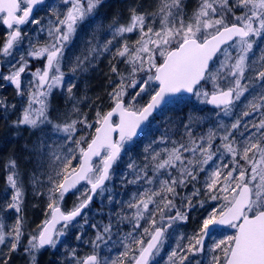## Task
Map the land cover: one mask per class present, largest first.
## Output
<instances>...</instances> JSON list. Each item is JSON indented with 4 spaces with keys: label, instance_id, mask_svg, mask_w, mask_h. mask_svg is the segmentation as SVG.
I'll return each mask as SVG.
<instances>
[{
    "label": "snow or ice",
    "instance_id": "snow-or-ice-1",
    "mask_svg": "<svg viewBox=\"0 0 264 264\" xmlns=\"http://www.w3.org/2000/svg\"><path fill=\"white\" fill-rule=\"evenodd\" d=\"M44 2L0 0V22L10 30L3 46L5 56L11 55L14 47L22 42L21 26L29 21L40 24L33 17V11ZM63 3L69 5L63 12L52 9L56 19L55 22L49 21L47 35L50 42L44 47H34L29 52L30 56L46 58V67L33 73L38 78L37 87L28 93L27 108L16 121V127L26 125L36 128L42 123H52L48 116V98L54 88L65 86V73L62 71L65 50L78 25L93 13L101 0H86V3L84 0H63ZM234 6L243 10L241 15L232 12L233 6L229 0H201L190 21L185 22L178 14L174 16L172 11L173 8H181L180 0H165L160 9L158 30L148 26L145 31V16L137 14L135 10L130 23L116 27L114 38L116 35L139 32L136 46L130 47L124 41L114 54L130 66V77H125L113 66L111 71L119 77V83L109 93L112 105L109 110H97L92 121L82 114L80 119L53 125L75 147L69 148L67 154H52L60 166L54 177H48L51 184L48 188V218L39 226L38 234L31 236L29 251H39L45 246L55 248L59 243L58 238L64 236V230L81 216L93 196L98 191L101 196L110 191L107 182L115 175L113 166L121 159L125 145L138 136L142 131L141 126L154 112L170 104L182 103L189 95L220 109L224 116H231L236 103L249 93L252 98L247 100L245 110L231 123V130L225 128V133L219 137L222 143L215 149L216 133L212 129H209L207 137H200L199 143L191 137V132H187V144L173 141L170 148L152 149L150 152L151 145L145 148V152L149 153L146 159L149 160L152 176L148 175L149 164L137 166L134 161L129 162L128 168L133 178L129 179L127 174L121 173L122 180L133 185L143 180L147 187L141 185L142 190L137 189L126 202L130 214L124 213L123 209L116 214L118 223L127 222L131 225V230L121 238L123 251L115 259H102L95 251L101 243L107 244L111 239L110 221L102 232H97L93 241V254L79 264H153L154 258L163 249L168 230L176 223L188 221V212L196 207L192 197L200 195V189L194 184L190 195L181 196L177 189L197 181L199 173L205 172L206 166L214 160L217 163L206 173L204 187L208 200L219 203L206 210L193 234L187 237L180 234L179 241L187 239V244L177 242L168 255L167 264H185L186 261L188 264H201L197 257L205 253V240L210 239L214 229L221 226L234 231L214 240L209 249V264H264V47L259 49L258 59L253 52L258 41L264 43V0H235ZM228 13H231V20L228 19ZM111 43V40L107 41L104 51L108 50ZM86 60L87 57H77L75 62H69L70 72L74 75L78 69L86 71ZM214 61L219 67L214 66ZM25 66V63H21L10 75L3 77L15 86L21 96L25 95L21 81ZM140 72L145 73V76L137 79ZM246 73L252 75L246 76ZM246 79L248 83H243ZM254 81L259 82L258 87ZM209 83L211 92L205 90ZM74 87V83L67 86L70 95ZM129 87L137 91L125 103L124 97ZM142 94L147 95L148 100L143 105H137L136 97ZM2 104L3 101H0ZM34 105L39 107L34 108ZM73 110L78 111V108L74 107ZM257 112L260 115L259 123L255 120L245 122L243 127L250 134L245 137L244 132H240L242 139L237 141L233 131L241 127L242 117ZM249 123L251 129H255L254 132L249 128ZM78 124L83 126L82 130L77 128ZM220 127H225L223 122ZM78 130L82 134L73 139ZM160 142L167 144L168 140L162 136ZM76 152L80 159L77 161L78 166L72 167ZM185 153L192 155L187 157ZM225 155L230 159L225 161ZM94 158H98L97 163H93ZM10 167L12 172L7 176V183L14 192L7 207L19 213L23 192L18 184L15 161L11 162ZM81 181L90 185L85 190V198L70 210H62L60 204L65 194ZM177 197L181 200L179 207L176 204ZM197 204L204 208L205 201L201 199ZM22 235L20 219L7 234L3 223H0V245L5 244L6 236L11 237L10 251L16 250ZM190 256L192 260H189ZM35 259L32 256L33 264ZM3 264H7V260Z\"/></svg>",
    "mask_w": 264,
    "mask_h": 264
},
{
    "label": "rangeland",
    "instance_id": "rangeland-1",
    "mask_svg": "<svg viewBox=\"0 0 264 264\" xmlns=\"http://www.w3.org/2000/svg\"><path fill=\"white\" fill-rule=\"evenodd\" d=\"M84 2L86 3V0H84ZM149 2L151 3V8L144 6L142 0H101V3L94 9L93 13L78 25L77 31L64 53L65 62L62 65V71L65 73V86L62 88H54L48 98V116L52 123H42L36 128H31L26 125L16 127V121L22 117L23 110L27 108V101L29 98L28 93L35 90L37 87L38 78L35 77L33 73L37 70H43L46 67V58L30 56L29 52L34 47H44L50 42V38L47 35L49 21L55 22L56 19L52 14V9L55 8L58 12H63L69 7V5H65L63 0H46L45 4L38 9L39 11L35 17V19L40 21V24H33L29 21V23L23 25L21 27L23 36L22 42L14 47L11 55L7 56L3 54V46L7 40L9 29H5L2 22H0V61L4 69V73L0 79V101H3V104L0 105V126L7 127V129L4 128L3 130L4 136H7L6 139H11V136H8L7 131H9L11 126H14L18 130L13 131L12 137L23 135L27 136L28 140L18 142V145L16 144L17 147L13 150L11 147H14L15 144H10V142L6 141L5 145L8 146L7 148L5 146V152L0 153V174H2V176L6 175L4 177L5 184L3 185L0 181V223H3L6 234L11 232L13 225H15L18 219L21 220L23 228V235L15 251L9 250L11 237L6 236L5 244L0 245V264H3L5 260H7V264H33L32 256H35L36 258L35 264H79V262H82L87 256L93 254V241H95L97 232H94L90 227H86L90 224V221H97L99 214L92 209L87 210L79 220L70 224L69 227L64 230L65 235L58 238L60 243L63 238H66L71 234L79 233L77 236L80 237V234L85 233V245L91 250V254H86L80 251L81 248L77 246L75 247L73 254L70 255L69 253H66L63 255L64 253L61 252L62 247H60L59 243L55 248H42L39 251L28 250V242L31 236L38 234L40 231L39 226L42 225L46 218H48L46 217V213L49 212V209L47 208L49 203L48 188L51 186L48 177L49 175L54 177L55 171L60 166V162L55 160L52 154H67L69 148L75 147L74 144L68 143L64 134L57 132L53 128V125L63 124L65 122H71V120L82 118V114H84L83 109H88L89 111L92 110L91 112H93V116L87 115L89 121L95 119V113L97 110L103 112V109L106 108V105L110 100L109 93L113 90L114 86L119 83V77L116 73L111 71L112 67L115 66L117 71L125 77H130V66L119 56H114V54L116 53L117 48L122 46L124 41H127L130 47H134L136 46V39L139 38L138 30L133 33H125L123 36L116 35L114 38L113 34L115 33V29L117 26L130 23L132 12L135 10L137 14L145 16V31H147L148 26H151L154 30H158L160 28L161 19V13L158 8L161 9L165 0H149ZM180 2L181 8H173V14L174 16L178 14V16L182 17L185 22H189L191 18L188 19V17H192L198 10L201 0H180ZM229 4L233 6L232 12L236 15L242 14L243 10L234 6L235 0H229ZM228 19H232L231 13H228ZM41 28L44 30L41 31ZM109 40H111L112 43L108 45V50L104 51V47ZM261 47H264V43L260 41L254 46L253 52L257 59L260 55L259 49ZM92 49H95V51L93 52ZM233 55H235V52H233ZM252 55L253 54H250V56ZM21 56L24 57L23 61H21ZM77 57H87V60L84 63L86 71L78 69L73 75L69 69V62H75ZM21 63L26 64L25 71L21 74L22 88L25 92V95L23 96L18 94L13 84L3 79L4 76L10 75L12 71L16 70ZM214 66L219 67V64L214 62ZM256 66L259 67V64ZM250 75H252V73H246V76ZM144 76L145 73L140 72L137 74L136 78L139 79ZM127 82L128 81L126 80L125 83ZM72 83L75 84V87L73 88V93L70 95L67 92V86ZM220 83L223 84L224 81H220ZM243 83H248V80L246 79ZM254 84L258 87L259 82L254 81ZM205 90L209 92L212 91L210 83L206 85ZM136 91L137 89L131 87L127 89L128 94L124 97L125 103H128L129 98L132 97ZM252 91L254 92L255 89H252ZM251 98V95L246 93L245 97H242L241 100L236 103V109L231 116H224L221 110L209 108L207 104L202 103L195 96L191 103L182 102L175 104L176 106L173 107L171 112L174 116L172 119L173 123L171 128L166 132L169 145L172 147L173 141L180 144L181 140H183L185 144L189 143V137L186 134L187 132H191V137L196 139L197 143H199L200 137H207L209 129H212L216 133L213 144V149H215L222 143L219 137L225 133V128L231 130V123H233L234 119L240 116L242 111L245 110L247 100H250ZM106 99L108 100L106 101ZM146 100H148V96L142 94L141 97H136V104L143 105L146 103ZM95 104L99 106L98 109L95 108ZM197 104H205V106L208 107V110L202 112L203 118L199 121H197L199 118L198 112L193 110V106ZM13 105L18 107V110L17 114L12 118L11 115L15 108ZM188 105L190 107L189 110H187L189 113H187L186 116L181 117L180 111ZM38 107L39 105H34V108ZM74 107L78 108V111H74ZM259 119L260 115L258 112L253 113L248 117H242L241 127L233 131V137L239 141L242 139L239 135L240 132H244L245 137L249 135L250 132L245 131L243 124L245 122H251L252 120L259 123ZM221 122H223L225 127H220ZM185 125H187V127H185ZM77 128L82 130L83 126L78 124ZM249 128L251 129V123H249ZM24 131L27 133H24ZM251 131L254 132L255 129H251ZM81 134L82 131L78 130L73 139L78 138ZM233 137H230V139ZM25 143L29 144V146ZM222 151L223 149H221V152ZM191 155V153H185V156L187 157H191ZM79 159V153L76 152V160L72 161V167L78 166L77 161ZM224 159L227 161L230 157L225 155ZM12 161H15L16 163L15 171L19 175L18 184L23 192L21 211L19 213H17L15 209L7 207V205L11 203V196L14 192L7 183V176L12 172L10 167ZM124 163L125 162L121 160L119 162L120 167L117 165L116 169L114 168L115 170H113V172L115 175L110 181L113 185L115 180H122L121 173H126V170L124 169L126 166H123ZM215 163H217L216 160L210 162L209 165L206 166L205 172L199 173L197 181L189 182L191 187L188 186V183L184 189L180 190L183 192V195H180L184 196L192 193L193 184L196 188L200 189V195L192 197L193 204H195L196 207L188 212V221L186 223H176L173 225L172 229L168 230L163 249L160 254L154 258L153 264H167L168 255L176 247L177 242L181 243V245L187 244V239L179 241V224H187L190 219H193V222L198 223L202 219L206 210H210L213 205H218L217 201L208 200L205 194L206 189L204 187L206 173ZM229 167H231V165H229ZM70 170L71 169H69V171ZM126 174L128 175V173ZM89 186L90 185H87L86 183L84 184L82 189L83 194H85V190L89 188ZM38 192L43 194H37ZM42 197L44 201H41ZM81 198L82 193L81 196L73 194L70 197H64L60 207L63 210H70L69 208L78 204V200H81ZM97 199V201L102 203L100 208H106L103 203L104 193L102 196L99 194ZM201 199L205 201L204 208H200L197 204V201ZM127 201L128 200H121L117 205L119 206V209H123L124 213L130 214L131 210L126 206ZM180 203V197H177V207L180 206ZM43 204L45 207L40 211ZM174 211L175 209H173V212ZM182 211H186V209H182ZM25 213H27V215ZM143 223L144 222H142V226ZM122 225H124L125 228L122 229ZM117 227H119L118 231L123 232V234H119V241H117L118 237L114 233L111 235L113 238L109 239L107 244L101 243V246L95 249L102 259H115L116 256L123 251L121 238L125 233L131 230V225L127 222H123L119 223ZM194 228H197V226H194ZM113 231L115 230H112V232ZM189 231H191L189 232V234H191L194 230L191 228ZM233 231L234 230L227 228L214 233L205 244V253L200 257H197V259L201 260V264H209V249L214 240L230 235ZM105 236L107 238V234H105ZM192 259L193 258L190 256L189 260ZM185 264H188V262L186 261Z\"/></svg>",
    "mask_w": 264,
    "mask_h": 264
},
{
    "label": "trees",
    "instance_id": "trees-1",
    "mask_svg": "<svg viewBox=\"0 0 264 264\" xmlns=\"http://www.w3.org/2000/svg\"><path fill=\"white\" fill-rule=\"evenodd\" d=\"M135 1H138V0H135ZM142 2H143L144 6H147V7L151 8L150 7L151 3L149 2V0H142ZM158 10H160V8H158ZM190 18H192V17L189 16L188 19H190ZM108 99H106V101ZM185 100L186 101H184V102L191 103L194 100V96H192V97L186 96ZM145 102H147V100ZM97 104L94 105L96 109L99 108V106ZM111 106H112L111 105V101L109 100L108 104L106 105V108H104L103 111L109 110ZM174 106H176V105L175 104H170V105L166 106L162 111H160L153 118H151V120L149 121L148 125L145 128L143 136L139 140L131 141L129 144H127L125 146V151L122 153L121 159L117 162L116 167H117V165L120 167L119 162L121 160H123L125 162L123 166H126V167H124V169L126 170V173H128V178L129 179L133 178L132 175H131V169L128 168V164H129L130 161H134L137 166H143L145 164H149V160L146 159V157H148L149 153L145 152V148H148L149 145H151V147L149 148V152H150L152 149L159 150V149H161L163 147H169V148L171 147V145H169V143L162 144L160 142V139H161L162 136H164L167 139V137H166L167 133L166 132L169 130V128H171V125L173 123L172 119L174 118V116L171 114V112H172V109H173ZM189 108L190 107L188 105V106L184 107L182 109V111H180L181 117H184V116H186L187 113H189V111H187V110H189ZM17 110H18V107H15L13 109V113L11 115L12 118H13V116H15L17 114ZM193 110L195 112H198V117L199 118H198L197 121H199L201 118H203L202 117L203 116L202 112L204 110H208V107H206L205 104H201V105L197 104V105L193 106ZM83 111H84L85 115L93 116V112H91L92 110L89 111L88 109L87 110L83 109ZM4 128L7 129V127H5V126H0V140H1L0 153H4L5 152V146H6L5 143H6V141L10 142V144L11 143L15 144L14 147H11L12 150L15 147H17L16 144L18 145V142L28 141L27 140V136H23L22 135V136H19V137H12L13 136V131L14 130H16V131L18 130L14 126H11L9 131H7L8 136L10 135L11 139H6L7 136H4V133H3ZM24 133H27V132L24 131ZM181 143H184V141L181 140ZM25 144L27 146H29V144H27V143H25ZM7 146H6V148H7ZM8 157H10V156H8ZM125 158H127V159H125ZM116 167H115V169H116ZM173 174H175V170H173ZM148 175L149 176L153 175V173L151 171L150 164H149ZM5 176L6 175L2 176V174H0V181H1V183L3 185L5 184L4 183L5 182V179H4ZM141 185L147 187V185H145L143 180H141L139 182V184H135V185L128 184L124 180H119V181L115 180V183L113 185L109 181L107 183V186L109 187L110 191L104 192V201H103V203L105 204L106 208L105 207L104 208H100L102 203L97 201L98 200L97 197L99 195V193H98V195L96 196V198L93 201V203L87 209V210L92 209V210H95L96 212H98L99 215L97 217V221H94V220L90 221V224L86 228L90 227L94 232H98V231L102 232L103 227L105 225L109 224L110 221L115 226L119 225V223L117 222V215L116 214L119 213V211L121 212L122 208L119 209V206L117 204L121 200H129V198L132 196V194L134 192L137 191V189H141ZM188 186L191 187V184L189 183ZM82 189H83V186L80 187L74 193V194H77V195H80V196H81V193H82L81 200H83L85 198V194H83ZM181 189H184V188H178L177 191L181 195H183V192L180 191ZM81 200H78V202H80ZM109 200H111V203H109ZM26 201H27V199H26ZM41 201H44L43 197L41 198ZM44 207L45 206L43 204V206L40 209V211L43 210ZM71 208H69V209H71ZM25 214L27 215V213H25ZM192 220L190 219V221L187 224H179V230H178L179 234H183L185 237H187L188 235H191V234L194 233V231L196 230V228H194V226H198L199 222L196 223V222H193ZM93 225H96V227H93ZM188 228L189 229L192 228L194 231L191 234H189V232H191V231H189ZM185 230H187V231H185ZM77 235H79V233H74L73 235L71 234L68 237L63 238L60 241L59 244H60V247H62L61 248V252L64 253V254L63 253H61V254L65 255L66 253L67 254L69 253L71 255V254H73V252L75 250V247H77V246L81 248L80 251H82V252H84L86 254H91L92 253L91 250L88 247H86V245H85L86 234L85 233L80 234L79 239H77V237H78Z\"/></svg>",
    "mask_w": 264,
    "mask_h": 264
},
{
    "label": "water",
    "instance_id": "water-1",
    "mask_svg": "<svg viewBox=\"0 0 264 264\" xmlns=\"http://www.w3.org/2000/svg\"><path fill=\"white\" fill-rule=\"evenodd\" d=\"M38 6V5H37ZM37 6L34 8V11H35V9L37 8ZM33 11V12H34ZM215 62V61H214ZM213 62V63H214ZM1 74H2V65H1V62H0V76H1ZM186 96H189V95H186ZM208 105V107L209 108H211V109H215V110H220V109H217V108H215L213 105H210V104H207ZM160 111H162V110H158L157 112H154L153 113V115L152 116H150L149 117V120L147 121V122H145V124L144 125H142L141 126V128H142V131H140L139 133H138V136L137 137H135L134 139H133V141H135V140H138L141 136H142V134H143V132H144V129H145V127L147 126V124L149 123V121L151 120V118H153L156 114H158ZM115 119V118H114ZM122 154V153H121ZM98 161V158H94V160H93V163H96ZM114 167H115V165L113 166V169H114ZM86 182L85 181H81L79 184H77L76 185V187L75 188H73V189H71V190H69L65 195H68V194H72V193H74V192H76L83 184H85ZM108 183V182H107ZM99 192V191H98ZM97 192V193H98ZM91 194V193H90ZM96 195H94L93 196V198H92V200L94 199V197H95ZM92 202V201H91ZM91 204V203H90ZM89 204V205H90ZM88 205V206H89ZM86 209V208H85ZM84 209V210H85ZM83 210V211H84ZM83 213V212H82ZM82 213H81V215H82ZM80 217V216H79ZM78 218V217H77ZM76 218V219H77ZM75 221V220H74ZM59 226H61V225H57V227L59 228ZM223 228H227L226 226H221V227H219V228H215L214 229V232L215 231H217V230H220V229H223ZM207 241H208V239H206L205 240V244L207 243ZM48 247H50V246H45L44 248H48Z\"/></svg>",
    "mask_w": 264,
    "mask_h": 264
},
{
    "label": "flooded vegetation",
    "instance_id": "flooded-vegetation-1",
    "mask_svg": "<svg viewBox=\"0 0 264 264\" xmlns=\"http://www.w3.org/2000/svg\"><path fill=\"white\" fill-rule=\"evenodd\" d=\"M45 2H46V0H45ZM45 2L43 3V4H41V5H38L37 6V8L35 9V11L33 12V17L35 18L36 17V14L38 13V9L42 6V5H44L45 4ZM5 27V29H7L6 28V26H4ZM22 27V26H21ZM10 31V30H9ZM3 73H4V69H3ZM82 186H84V185H82ZM89 188H90V186H89ZM75 193V192H74ZM74 193H72V194H68V195H65L64 197H70V196H72ZM99 193V192H98ZM98 193L96 194V196L98 195ZM89 195H90V193H89ZM96 196L94 197V199L92 200V202H91V204L93 203V201L95 200V198H96ZM90 204V205H91ZM89 205V206H90ZM88 206V207H89ZM88 207L83 211V213H82V215L80 216V217H78L75 221H77V220H79L84 214H85V212L87 211V209H88ZM63 210V209H62ZM75 221H73V222H75ZM72 222V223H73ZM61 226H59V228H60ZM123 228H125L124 227V225H122V229ZM112 230H115V231H113L112 232V234H114L115 233V235L118 237L117 238V241H119V234H123V232L122 231H118L119 230V227H117V226H115L114 224H112ZM225 230V229H224ZM117 231V232H116ZM111 238H113V237H111ZM51 247V246H50Z\"/></svg>",
    "mask_w": 264,
    "mask_h": 264
}]
</instances>
